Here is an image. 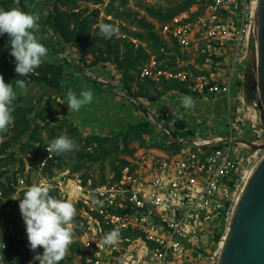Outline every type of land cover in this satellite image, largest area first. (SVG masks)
Here are the masks:
<instances>
[{"label": "built area", "instance_id": "1", "mask_svg": "<svg viewBox=\"0 0 264 264\" xmlns=\"http://www.w3.org/2000/svg\"><path fill=\"white\" fill-rule=\"evenodd\" d=\"M258 6L259 0H195L159 26L164 39L196 57L191 66L179 58L185 68H161L152 56L141 67L140 78L177 79L211 99L224 95L231 104L233 84L249 56L254 53L257 61ZM238 98L245 102L243 94ZM229 122L232 129L212 137H182L164 127L170 139L189 147L172 155L138 149L113 183L90 187L68 172L36 182H50L60 196L81 205L80 240L83 251L93 254L87 258L92 264H217L221 241L216 245V235L230 223L245 160L251 159L243 148L248 145L238 141L243 125ZM256 132L259 136L264 130ZM49 159L47 153L42 165ZM31 184L18 179L20 187ZM105 226L125 233L114 246L102 242Z\"/></svg>", "mask_w": 264, "mask_h": 264}, {"label": "trees", "instance_id": "2", "mask_svg": "<svg viewBox=\"0 0 264 264\" xmlns=\"http://www.w3.org/2000/svg\"><path fill=\"white\" fill-rule=\"evenodd\" d=\"M72 1L73 0H56L55 3L51 5L48 22L51 25L55 39H51L50 44L60 46L61 41L74 42L82 57L87 53L93 56L92 65L111 62L115 65L117 71L122 74L121 89L129 96L135 98L146 97L150 101H157L166 93L174 90L192 97L198 95L197 92L188 89L186 83L177 79L162 78L160 80H154L150 77L139 79L138 76L141 67L149 61L152 56H155L159 62V67L177 71L186 67L180 65L178 62L179 58L183 59L188 55L182 54L176 43L164 39L159 33V30L154 28V24L151 21L144 17L137 18V13L127 8L129 0H118V6H116L117 0H110L107 6V13L111 14L114 18H125L130 22L136 23L141 30H129L127 26H121V30L126 36L119 35L111 39H104L102 36H99L98 27L95 29L91 28V23L95 20L85 15L84 10H64L57 5V3L64 4ZM134 1L138 2L149 16L157 18L161 24H164L177 13L189 9L195 0H178L179 2L172 8H165L160 3L150 5L142 0ZM39 2L41 6H39L38 10L42 12L45 3L44 0H0V8L9 10L12 7H19L24 11L33 13ZM103 22L116 25L114 19L104 18ZM43 29L45 30V27ZM130 37L138 38L146 42L147 45H136ZM8 40L7 34L0 35V74L3 75L6 83H13L14 90L17 91V93H19L20 90L15 87L16 79L25 80L28 88L24 94H18L14 102L13 125L9 126V130L6 133H0L1 136L6 137L9 131L12 132L11 136L5 138L0 143V191L2 192V196L0 197V210L6 212L4 215V225L9 229L7 231L0 230V244L4 243L6 245L4 248L0 247V264H25V262L30 259L31 250L28 243L19 238V235L23 234L26 230V226L19 210V200L13 199L12 197H14L17 192V198H22L23 190L26 187L17 190V171L10 168L17 160L16 151L7 152V148H9L12 143L21 142V150L32 154L30 158L32 165L30 171L32 172L40 168L41 158L48 153L45 145L46 142L63 134V132L57 131V129L63 130L65 128L64 133L69 137L77 136L78 142L83 140V144L78 143L81 148H77V150L73 152L62 155L54 154V156L47 161L43 169L48 170L51 176V166L56 165L57 167H61L62 156H74L78 161H81L74 168V170H79L86 162H97L111 153L112 150L106 147L108 142H111L114 145L113 150L117 151L118 142L116 137L102 136L95 133L83 138L79 127L70 122L66 115H63L62 118H54L59 112L62 111L64 113L65 110L59 101L56 100V94L65 97V94L72 86L71 82L74 81L75 74L71 72V75L67 77L65 75V66L62 62L43 61L34 73L18 77L15 72V58L10 55L11 45L8 43ZM169 42H172V46H169ZM134 70H137V75L133 73ZM85 80L93 82L89 80V78ZM135 81L136 84L134 88L133 84ZM72 84L75 85L76 83L73 82ZM82 84H84L83 81L79 83L80 89L75 90V92L78 93L77 95H79L81 90L85 89V86H82ZM33 89H35L34 93H32ZM104 91L105 90H103V92ZM46 97L49 98L47 102L44 103ZM58 106H61V108H58ZM48 116L56 120V126H51V119H48ZM37 121H41L43 124L41 125ZM176 126L180 130H183L187 128V123L181 119L176 122ZM40 127L50 130L47 139L40 136ZM150 128H152L150 123L142 121L136 124H129L128 131L133 132L137 137L143 139L144 133H149L151 130ZM186 130V134H192V129ZM129 132L127 135H129ZM173 135L175 136V134ZM169 140L170 138L164 134L161 137V142L158 144L162 146ZM91 145L93 146V150ZM182 145L183 143L178 141L171 146L178 151L182 148ZM132 150L130 152H132ZM115 159L116 158H114V160ZM22 160L21 158V170L23 171L24 163ZM127 162L128 160L126 158H120L118 163H113L112 170L114 175L111 180L107 181L105 176L102 175L99 181L93 178L94 181L89 184V186L94 187L97 184L115 182L120 177L121 169ZM10 171L12 172L11 174H9ZM82 178L83 183L87 184L90 176L85 173L82 174ZM25 181L27 185L32 183L30 174L26 176ZM52 189L51 194L59 197V190L55 187H52ZM79 207H81V205H79L78 208ZM94 214L98 215L95 212ZM82 220L83 217L77 212L72 225L74 228V240L70 245L71 250L74 252L72 256H70L69 262H65L63 259L60 261V264L70 263L76 255L80 256L79 264H92V262L87 261V258L93 256V254L84 252L81 249L82 243L80 236L83 232ZM223 229L216 235V240L220 238L224 231ZM110 230L109 226H105L106 232ZM120 234L124 235L125 233L120 231ZM18 243L26 246L24 251H21L20 248L16 246ZM37 251L43 253L41 248L37 249Z\"/></svg>", "mask_w": 264, "mask_h": 264}, {"label": "rangeland", "instance_id": "3", "mask_svg": "<svg viewBox=\"0 0 264 264\" xmlns=\"http://www.w3.org/2000/svg\"><path fill=\"white\" fill-rule=\"evenodd\" d=\"M56 0H44V7L42 8V12H39L38 8L41 6V3L39 2L38 5L35 7L33 13L36 14L39 17L38 20V31L36 32L37 36L41 38V43H43L48 48V55L43 61H51V62H62L65 66V75L68 77L71 75V72L75 74V85L71 82V88L69 90L73 91L79 90V83H81V80H85L87 78L83 79V76L88 77L89 80L90 76H95V78H99L100 80H103V82L114 84L113 88H116L117 91L115 92H107L106 90L104 92H107L108 97L103 95V90H101L99 93L97 92V87H100V85H93L92 90L95 91V94H98L96 97H93V100L90 104L84 105L78 112H69L68 105L66 103L67 99V93L65 94V97L61 96L60 94H56V100L59 101L61 106L65 108L64 113L61 111L57 115L54 116V118L63 117V115H66L70 122L75 124L79 127L81 136L84 138L91 134H100L102 136H110V137H116L118 142V150L114 151V145L111 142H108L106 144V147L111 151L108 155L103 157V159L97 161V162H86L79 170H74L76 165L80 163L81 161H78L76 157L74 156H62V166L57 167L56 165L51 166L52 175L50 176V173L48 170H44L43 167L46 165H42V157L40 162V168L37 171H30V168H32L30 158L32 157V154L27 151H22L21 146L22 143H12L9 148H7V152L16 151V157L17 160L15 163L10 167L17 171L16 177L24 178L26 179V176L30 174V178L32 183L36 182L41 177H58L62 174V172H68L70 175H78L81 180L83 181L82 174H88L90 176V179H88V182L86 185L91 184L94 180L99 181L102 175L105 176L106 180L109 181L114 175L113 172V163H118L120 158H126L128 159L131 157L138 149L141 148H155L161 152H164L166 154H174L176 152L181 151L183 148H188L189 144L184 143L182 145V148L180 150H175L172 148L171 145L173 143H176L178 141L174 139H170L168 142L164 143L162 146L158 143L161 142V137L157 136L155 131L158 132V122H160L161 118L157 117V120L155 119V114L150 111H158L161 109L159 107L158 102L156 101H150L146 97H139L135 98L133 96H129L121 89L122 85V74L117 71L115 68V65L111 62L105 63V64H97L92 65L91 62L93 60V56L89 53L85 54L83 57L81 56L79 49L74 42H66L61 41L60 46L52 45L50 44L51 39H55L54 33L52 31L51 25L48 22V17L50 15V9L51 5L55 3ZM110 0H73L72 2L68 3H57L59 8L67 10L71 9L73 11H79L84 10V14L90 16V18H93L95 21L91 23V28L95 29L98 27V24L100 22H103L104 18L108 19H114L116 21V25L119 27V35L120 36H126V34L121 30V26H127L129 30H141L140 27L133 22H130L129 20L125 18H114L111 14L107 13V6L109 4ZM145 3H148L150 5L152 4H158L160 3L162 6L166 7H174L178 0H142ZM195 2V1H194ZM127 8L135 11L137 13L138 17H144L151 21L154 24V28L156 30H159V26L161 25V22L155 18L149 16V14L142 8V6L134 1L129 0L127 3ZM73 26V23H72ZM45 27V30L43 29ZM130 39L136 44H142L147 45L146 42H143L139 40L138 38L130 37ZM169 46H172V42H169ZM186 54V53H182ZM187 55V54H186ZM196 57L192 55L185 56L183 59L181 58L182 64H187L191 66V62ZM91 67V68H90ZM86 72L84 73V71ZM91 72H94L93 74ZM133 73L137 75V70H134ZM120 75V76H117ZM139 79L140 76H138ZM252 78L251 86L250 79ZM88 80H86L87 82ZM84 82V81H83ZM243 96L245 98V102L248 104L249 109L254 108L257 112H259V116L256 115L253 116L252 114L248 113V110L243 112L242 107H238L237 99L231 104L228 102L227 97L222 95L215 97L211 99L209 95L205 92L198 93L196 97H193L195 104L194 107L191 109H186L182 106L181 103V97L183 95H186L184 93H181L177 90L170 91V93H174L172 96V105L170 104L167 110L169 111V114L165 117L164 123L166 127L170 128V122L173 120V116H175V119L178 121L183 119L186 122H190L194 127V130L192 131V134L197 135L198 133L202 136H211L217 133V129L220 128H226V123L230 120H238L240 124H242V129L244 130V133H242L239 136L238 140H248V141H254L258 140L259 145H264V132L261 133V135H257L256 131H262L264 130V120L260 115V109L257 105L256 100V94H257V88H256V61L254 53H252L249 56V60L246 64V72H245V79L243 80ZM136 81L134 82L133 86L135 88ZM237 85V84H236ZM101 88V87H100ZM36 90H42V89H36ZM251 90V91H250ZM35 89L32 90V93H34ZM153 92V91H151ZM94 93V92H93ZM154 93V92H153ZM78 94V93H76ZM232 95L234 94L231 93ZM237 97V96H236ZM49 97H46L47 102ZM219 100V101H218ZM214 103V104H213ZM153 104V105H152ZM213 104V105H212ZM61 106H58V108H61ZM173 114V116H171ZM245 117V119H244ZM256 118V120H255ZM48 119H51L50 116H48ZM244 120V121H242ZM142 121H147L150 123L152 128H150L149 133H144L143 139H140L137 137L133 132H129V124H136ZM176 121V122H178ZM41 125L43 122H39ZM57 122L55 119H51V126H56ZM254 124L255 126H253ZM256 129V131L254 130ZM57 131L63 132L65 131V128L63 130L57 129ZM198 131V133H197ZM129 132V135L127 133ZM254 132L252 135L251 133ZM50 133V130L47 128L40 127L39 128V134L44 139L48 138V135ZM224 133V132H222ZM12 132L9 131L8 135L1 136L0 135V143L5 139L11 136ZM179 134L182 137H186V133L180 131ZM74 140V142L77 144L78 148H81V146L78 145V143L83 144V140L78 142V137L73 136L70 137ZM27 139V138H25ZM127 142V145H126ZM127 146V148H126ZM92 150L93 146L91 145ZM126 148V149H125ZM243 148H246V151L249 153V158L245 160V166L244 169L246 170L249 165L253 164V162L259 160L264 152L263 149H253L249 146ZM133 149V150H132ZM132 150V152H130ZM244 150V149H243ZM23 159L24 163V170H21V162L20 159ZM114 158H116L114 160ZM12 172L10 171L9 174ZM17 190H20L23 187H20L17 183ZM17 192L15 193L14 197H17ZM77 212L80 214V207L79 205L74 204ZM77 206V207H76ZM6 212H3L0 210V230H9L7 226L4 225V215ZM229 227V224H226L224 231L222 232L220 238L216 240V245L218 241H221L223 238V235L226 233L227 229ZM11 229V228H10ZM19 238L21 240L28 243L27 240V234L26 230L23 234L19 235ZM74 240V238H73ZM18 248H20L21 251H24L26 246L21 245L18 243L16 245ZM43 250V248L41 247ZM82 251L83 248L81 247ZM74 251L71 250L69 247V250L67 252L66 257L64 258L65 262H69L70 256H72ZM36 255L35 252L31 251L30 259H28L25 264H39V261H34L33 257ZM23 257V256H22ZM79 255H76L74 259L68 263V264H79Z\"/></svg>", "mask_w": 264, "mask_h": 264}, {"label": "clouds", "instance_id": "4", "mask_svg": "<svg viewBox=\"0 0 264 264\" xmlns=\"http://www.w3.org/2000/svg\"><path fill=\"white\" fill-rule=\"evenodd\" d=\"M118 6V0L117 5ZM39 17L19 7L9 10L0 8V35H8V43L11 45L10 55L15 58V72L18 77L34 73L40 67L48 55V48L41 43L37 36ZM99 36L111 39L119 36V27L113 23L100 22L98 24ZM6 83L0 74V133H6L9 126L14 123L15 100L18 94L27 91L28 85L23 79ZM93 100V92L83 89L79 95L69 90L66 103L69 112H78L84 105ZM182 106L186 109L194 107L195 101L190 95L181 97ZM61 118V117H59ZM46 150L49 158L53 154L62 155L77 150L78 146L67 134H60L51 141L46 142ZM52 185L41 179L33 182L31 186L23 190L22 198L12 197L19 200V210L26 226L28 246L36 255L34 261L39 264H60L73 243V222L77 215L74 204L63 198L51 194ZM120 239V231L114 228L102 236V242L108 246H114ZM0 247H6L4 243ZM43 248V253L37 249ZM31 264V262H30Z\"/></svg>", "mask_w": 264, "mask_h": 264}, {"label": "water", "instance_id": "5", "mask_svg": "<svg viewBox=\"0 0 264 264\" xmlns=\"http://www.w3.org/2000/svg\"><path fill=\"white\" fill-rule=\"evenodd\" d=\"M256 55V100L264 120V0L258 6ZM238 141L264 150L257 142ZM217 264H264V154L231 215Z\"/></svg>", "mask_w": 264, "mask_h": 264}, {"label": "crops", "instance_id": "6", "mask_svg": "<svg viewBox=\"0 0 264 264\" xmlns=\"http://www.w3.org/2000/svg\"><path fill=\"white\" fill-rule=\"evenodd\" d=\"M91 68V67H90ZM86 72V70L84 71V73ZM243 74H242V76H240L239 78H238V80H237V82H236V84L237 85H235V84H233V87H232V90H231V93H233L234 92V94L232 95V101H235L236 99H237V106L238 107H242L243 109V112L244 111H246V110H248L249 109V106H248V104L246 103V102H242L241 101V99L239 100V98L238 97H240V94H242V92H243V89H242V87H243V80L245 79V72H246V66L244 67V69H243ZM92 74L94 73V72H91ZM117 76H120V75H117ZM74 77H76V76H74ZM86 77V76H85ZM84 76H83V79L85 78ZM88 78V77H87ZM90 79H92L93 80V82H86V80H81V81H84V84H82V86H85V89H90L92 92H94L93 93V97H96L98 94H95V91L94 90H92L91 88H92V86L93 85H100L101 84V82H102V84H101V88L100 87H97L98 89H97V92L99 93L101 90H108L107 92H110V93H112V92H115V91H117L116 90V88H113L114 87V84H111V83H107V82H103V80H100L99 78H95V76H90ZM75 80L76 79H74V81H72V82H75ZM80 80V79H79ZM107 92H103V95L105 94V96H107L108 97V94H106ZM121 93H123L124 94V91H121ZM174 95V93H170V92H168V93H166L165 95H163L159 100H157L156 102H158V105H159V107H161V109L160 110H158V111H150V112H152V113H154L155 114V119L157 120V117H159V118H161V121L159 122L158 120H157V122H158V127H159V129H158V132L157 131H155V133H156V135L157 136H160V137H162L164 134L165 135H167L165 132H163V128L165 127V128H167V129H170L171 130V132H173V133H179L180 132V129L176 126V121H178L177 119H175V116H173V114L171 115V116H173V120L170 122V128L169 127H166L165 126V123H164V119H165V117L169 114V111L167 110V108L169 107V105L171 104L172 105V101H174L173 99H172V96ZM237 96V97H236ZM219 101V100H218ZM214 104V103H213ZM212 104V105H213ZM153 105V104H152ZM248 113H250V114H252L253 116H255L256 117V115L257 116H259V112H258V110H257V112H256V110L254 109V108H250L249 110H248ZM244 119H245V117H244ZM255 120H256V118H255ZM242 121H244V120H242ZM187 123V128H184V129H192L193 131L194 130H198V129H194V127H196V126H193L192 127V124L190 123V122H186ZM225 125H226V128H220V129H217V133L216 134H214V135H211V137L212 136H215V135H222V134H225V133H227L229 130H230V128L232 129V123H230V122H227L226 123V121H225ZM172 129H174V130H172ZM222 132H224V133H222ZM197 133H198V131H197ZM168 137H169V135H167Z\"/></svg>", "mask_w": 264, "mask_h": 264}, {"label": "bare ground", "instance_id": "7", "mask_svg": "<svg viewBox=\"0 0 264 264\" xmlns=\"http://www.w3.org/2000/svg\"><path fill=\"white\" fill-rule=\"evenodd\" d=\"M258 163H259V160L253 162V164L249 165V167L244 171L243 181H242L241 187H240V189H239V192H238V194H237L236 202H235V205H234V208H233L232 214H233V212H234V209H235V207H236V204H237V202H238V200H239V198H240V196H241V194H242V192H243V190H244L246 184L248 183L249 179L251 178V176H252V174H253V172H254V170H255V168H256V166H257ZM228 228H229V227H228ZM227 231H228V229H227ZM227 231H226V233L223 235V238H222V240H221V242H220V246H221V247H222V245H223V242H224V239H225V237H226Z\"/></svg>", "mask_w": 264, "mask_h": 264}, {"label": "flooded vegetation", "instance_id": "8", "mask_svg": "<svg viewBox=\"0 0 264 264\" xmlns=\"http://www.w3.org/2000/svg\"><path fill=\"white\" fill-rule=\"evenodd\" d=\"M249 79H250V84H249V85L251 86L252 78L250 77ZM250 91H251V90H250Z\"/></svg>", "mask_w": 264, "mask_h": 264}]
</instances>
